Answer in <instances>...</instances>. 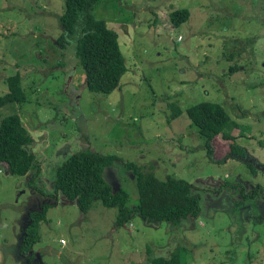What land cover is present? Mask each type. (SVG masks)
<instances>
[{
  "label": "rangeland",
  "instance_id": "obj_1",
  "mask_svg": "<svg viewBox=\"0 0 264 264\" xmlns=\"http://www.w3.org/2000/svg\"><path fill=\"white\" fill-rule=\"evenodd\" d=\"M64 7L65 0H0V97L15 75L28 96L0 109V125L22 118L40 167L33 178L37 167L20 176L0 164V264H150L177 247L187 249L188 264H264V169L221 161L229 152L222 136L217 158L209 157L187 114L200 102L221 104L239 125L236 143L264 166V0H98L93 14L118 32L127 66L107 95L87 88L76 56L82 17L59 42ZM182 8L190 17L174 26L170 12ZM170 103L183 112L178 119ZM85 148L119 156L104 178L128 191L129 207L139 194L126 161L192 183L200 214L178 225L134 216L120 227L118 207L96 198L85 214L54 197L58 166ZM45 203L40 241L24 256L30 215Z\"/></svg>",
  "mask_w": 264,
  "mask_h": 264
},
{
  "label": "trees",
  "instance_id": "obj_2",
  "mask_svg": "<svg viewBox=\"0 0 264 264\" xmlns=\"http://www.w3.org/2000/svg\"><path fill=\"white\" fill-rule=\"evenodd\" d=\"M97 1L65 0L64 12L60 17L63 35L59 42L64 46L66 37L75 34L78 19L82 17L81 34L76 40V56L84 68L87 88L107 95L120 88L127 66L118 32L108 28L102 19L95 18L93 14ZM189 17L187 8L170 12L174 26L182 25ZM8 87L9 92L0 97V109L8 104H23L28 101L21 75L10 77ZM169 109L173 119H178L183 113L176 103H170ZM187 114L192 125L206 139L205 147L209 157L214 160L217 158L216 142L222 136L229 142V152L221 161L236 158L250 167L256 163L264 169V166L248 155L245 148L236 143L237 138L232 133L239 125L230 119L221 104L200 102L189 108ZM33 143L32 134L20 116L4 119L0 125V164L6 163L11 174L20 176L29 175L37 167L38 170L33 175L35 178L40 167L36 163V155L29 150ZM117 161L119 156L103 155L92 148L70 155L57 168L53 196L62 194L76 203L85 214L96 198L107 207H118L117 225L120 227L129 223L134 216L150 222L178 225L181 221L189 217L196 218L200 214V196L194 191L192 183L172 176L159 179L154 172L145 171L132 161L124 162V167L135 176L139 198L135 207H129L128 191L124 188L114 190L104 178L105 168ZM47 210L48 204L45 203L41 211L30 215L31 224L24 239L22 255L28 256L33 246L40 241L39 227L46 220ZM150 264H188V251L184 247H177L169 257H154Z\"/></svg>",
  "mask_w": 264,
  "mask_h": 264
}]
</instances>
